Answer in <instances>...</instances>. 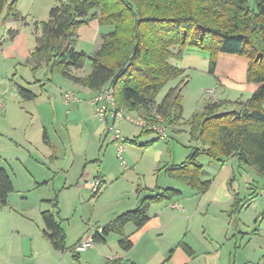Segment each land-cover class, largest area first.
Returning a JSON list of instances; mask_svg holds the SVG:
<instances>
[{
    "label": "rangeland",
    "instance_id": "obj_1",
    "mask_svg": "<svg viewBox=\"0 0 264 264\" xmlns=\"http://www.w3.org/2000/svg\"><path fill=\"white\" fill-rule=\"evenodd\" d=\"M31 7L29 1L23 5L26 12ZM7 12L5 8L0 14V169L8 172L14 192L8 198V206H0V264H104V257L125 254L117 234H111L105 243L93 240V246L83 252H77L75 247L86 237L96 236L99 229L120 215L135 210L143 198L152 194L149 190L157 186L180 191L181 196L154 205L151 215L160 206L166 210L165 220L174 217L183 220H176L168 230L159 233L162 234L160 237L150 240L149 255L136 250V255L142 257L139 258L142 264H162L173 249L180 248V253L183 252L181 246L177 247L182 241L199 252L207 247L206 243L222 247L226 241L221 233L224 231L221 218L226 219L227 215L226 211L222 214L221 208L227 210L229 206L220 207L215 202H225L228 197H234V193L246 202L252 193L264 188V178L253 167L241 165L237 159L220 164L201 156L198 162L204 166L203 180H213V185L208 192L200 194L166 177L162 169L181 164L193 148H200L191 140L186 125L197 111H202L213 101L223 102L224 112L241 111L240 104L251 99L256 84L246 81L248 60L243 56L220 54L224 58L219 60L217 75L208 72L210 54L197 49H188L181 60H171L174 66L184 70V75L171 81L157 101H161L171 88L186 82L182 124L168 128L153 123L166 129L167 138L161 139L155 132L142 133L144 129L125 119H117L115 123L110 120L109 125L121 132L122 143L118 145L113 142L114 136L108 125L95 117L96 106L88 104L95 96L90 98L79 92L82 86L59 74L52 75L48 67L32 70L33 66L27 60H30L39 32L34 30L33 24L26 26L8 19ZM11 29L19 30L15 41L9 36ZM77 42L76 50L90 57L99 48L91 45L83 32ZM90 71L91 61L88 60L83 69H74L72 73L86 77ZM27 83L34 84L35 94L42 93L43 97L31 101L22 98L18 87L26 88ZM67 91L79 101L65 107L60 94ZM124 112L131 118L146 119L148 114L144 111ZM131 140H136V144L130 143ZM119 146L123 149L125 163L118 158ZM84 174L87 182L98 183V186L100 178L103 179L97 196L96 191L77 187ZM175 203L183 210L169 207ZM253 204L239 215H233V218H241L243 231L252 229L253 221L264 211V197L258 196ZM47 211L55 214L62 223L66 235L64 252L54 250L44 236L42 213ZM134 230V224L130 223L126 236ZM262 235L249 245L248 252H258V247L264 246V233ZM130 240L136 243L138 236L132 235ZM222 250L223 260L227 262L233 246L229 252L224 251V247ZM237 256V263L245 262L244 256ZM129 263L133 264L131 259Z\"/></svg>",
    "mask_w": 264,
    "mask_h": 264
},
{
    "label": "trees",
    "instance_id": "obj_2",
    "mask_svg": "<svg viewBox=\"0 0 264 264\" xmlns=\"http://www.w3.org/2000/svg\"><path fill=\"white\" fill-rule=\"evenodd\" d=\"M15 4L16 1L0 0V14L6 8L8 18L22 19L14 11ZM95 19L112 31L104 35L101 47L90 57L78 52L76 45L79 29ZM35 26L39 32L37 45L29 56L34 72L48 67L52 75L59 74L96 94L110 88L118 111H144L150 123L168 128L182 124L186 86L182 81L157 102L161 91L184 75V70L171 60H181L188 49L206 52L210 54L208 72L214 75L220 54L245 57L246 81L259 86L251 99L240 104L241 111L224 112L223 102L209 103L197 111L186 125L191 140L200 148H193L181 164L166 166L162 171L166 177L200 194H205L212 185L211 180H203L204 166L198 162L201 156L220 164L237 159L264 178V0H58L49 12V20ZM88 60L90 73L86 77L73 75L72 70L83 69ZM18 91L25 100L36 98L20 86ZM148 132L154 133L142 130ZM129 142L136 144V140ZM103 184L100 178L95 196ZM149 191L152 194L143 198L135 210L117 217L94 240L105 243L107 237L117 234L123 237L119 242L121 248L131 250L133 244L125 237V227L132 223L137 229L143 228L150 220L153 205L181 196L180 191L158 186ZM13 192L8 172L0 169V206H8ZM233 198L229 216L249 208L257 195L252 193L246 202L235 193ZM263 217L264 213L255 223ZM42 219L44 236L54 250L64 252L66 235L61 223L49 211L42 213ZM180 246L193 255L186 244Z\"/></svg>",
    "mask_w": 264,
    "mask_h": 264
},
{
    "label": "crops",
    "instance_id": "obj_3",
    "mask_svg": "<svg viewBox=\"0 0 264 264\" xmlns=\"http://www.w3.org/2000/svg\"><path fill=\"white\" fill-rule=\"evenodd\" d=\"M10 1L11 2L12 1H16L15 7H14V11L18 12L21 16L22 15H24V16H22L23 17L22 19H15V18H8V19L16 20V21L21 22L23 25H26V26H30L31 24H33L35 31L37 29L35 24L37 22H47L49 20V12H50V10L58 4V0H10ZM26 1L32 2V6H33V7L30 8V10L28 12H26V10H24V8H23V5H24V3ZM37 5H38V7L35 10V7ZM1 30H2V28H1ZM111 31H112L111 27L101 26L99 24L98 20L95 19V20L89 21L88 25L82 26L79 29V31H78V39L80 37V32H83L85 37L87 38V40L89 42H91L90 43L91 45H95V46L97 45V47L100 48L102 43H103L104 35L109 33V32H111ZM1 34L2 33H0V35ZM18 34H19V30L11 29L9 31V36L11 37L12 41H15L16 36ZM77 44H78V42H77ZM36 45L37 44L35 43L34 48L36 47ZM99 48H96L95 52L98 51ZM223 58L224 57H221V55L219 56L218 63H217V66H216V70H215V74L216 75L218 73L217 71H218V68H219V60H223ZM27 62L29 64H31L30 60L29 61L27 60ZM220 84H222V83L220 82ZM33 85L34 84H32V83H30V84L27 83L26 84V88L27 89L24 88V87H22V88H24V89L30 91L31 93H33L35 95V97H36L35 99L38 100L39 97H43V94L39 93V92H38L39 93L38 95L35 94V92L33 91V88L35 86H33ZM40 85H41V82H40ZM75 85H77V84H75ZM42 87H44V85H42ZM81 88L82 89L79 92H84L90 98H92V97H94L96 95V93L91 92V91H89L88 89H86L84 87H81ZM258 88H259L258 85H254V88H253L252 91L255 92ZM63 95H64V92L62 94H60V98H63ZM62 101H63V99H62ZM157 102L159 103L161 101H157ZM216 102H220V101H213L211 103H216ZM73 103H76V102H73ZM63 104H64L65 107H68L64 103V101H63ZM88 104L92 105L91 103H88ZM79 106H78V109L80 110L81 107H79ZM183 109H184V107H183ZM41 123L45 127V122H44L43 119H41ZM44 129L46 130V128H44ZM84 176H85V174L82 175L77 187H79V189H81V190H83V189H91L92 190L93 183L87 182V180L84 179ZM102 181H103V179H102ZM211 181H212V185H213V180H211ZM212 185H211V187H212ZM65 187H67V183L65 184ZM211 187H210V189H211ZM257 191L258 192H256V191L254 192V193H256L257 197L258 196L264 197V188L263 189H259ZM216 201H219V200H216ZM233 202H234V198L233 197H231V198L228 197L225 202L224 201L215 202V204L220 206V207H223L224 204L229 206V208H227V210H224V207L221 208L222 214L224 215V212L226 211L225 213L227 215L226 219L221 218L222 222H223L222 226L224 224V231L221 232V233H222V237L224 238L223 241H226L224 243V245H222V247H220V248L217 247V246L213 247V245H209L211 243H206L205 245L207 247H203L202 251L199 252V251L195 250V248L193 246H191V244H188V243L185 242V244L188 247H190L191 250L193 251V255L192 256L188 255L184 250H182L183 252L180 253V248H178L176 250L173 249V250H171L169 252L168 259L165 262H163L162 264H176V262L178 260H179V262L177 264H226V263H228V264H264V246L263 247L259 246L258 247L259 248L258 252H252L251 253V252L247 251L249 245H251V243H253V242H256V238L263 236L262 234L264 233V226H263L264 217L259 223H255V220H256L255 219L253 221V226H251L252 229L249 227V231H243V230H241V223H242L241 222L242 221L241 218L238 219V217L233 218V216H229V211H230V209H231V207L233 205ZM254 202H255V199L253 200L252 204ZM178 205L179 204L175 203L173 205H170L169 207L171 209H178L179 211L183 210V208L181 206H178ZM152 207L150 208V212L152 210ZM160 208H161L160 206L156 207V209H154V214L153 215H151V213L149 212L150 220L146 224V226H144L141 229H137L136 226L134 225L135 226V230L131 234H129V236H126V228L129 225L128 224L125 227V229H124L125 237H128V239L130 240V236H132V235L136 236V237L138 236L137 242L135 243V242H132L130 240L132 242V244H133V247L129 251H125V250H123L121 248L125 254L116 253L115 254L116 256L114 255L112 257L111 256L104 257V259H105L104 260V264H131V263H129L130 259L132 260L133 264H142V262L139 261V258H142L140 256V254H142V253H145L146 255L150 254V251L148 249V248H150L148 246L150 240L153 239V238H156V237H160L162 234H159V233H163L166 229L168 230L170 228L169 225L170 224H174L176 222V220H178V219L183 220V218L181 219V217H177V218L174 217L170 221L165 220L163 214H164V212L166 210L164 211V209H160ZM262 213H264V211ZM100 231H101V229H99V232ZM160 231H162V232H160ZM206 233H207V230L204 231V235H206ZM190 234H192V233H190ZM88 237H91L92 240H94V236H88ZM120 237H121V240H122L123 237L122 236H120ZM187 237L188 236H186V238ZM186 238H185V240H186ZM238 238H240L239 241H238ZM182 242H179V244H181ZM179 244H177V247L180 246ZM119 245H120V243H119ZM230 245H231V247H229ZM232 246H233V250L230 251ZM223 247H224V251H226V252L230 251V253L228 255V261L227 262H226V260H223L224 259L223 258V250H222ZM226 247H228V250H225ZM138 249H140L142 252L139 255L138 254L136 255L135 252ZM172 251H173V253L171 254ZM233 252H234V254H233ZM238 254H241L242 256H244L243 261H245V262L237 263V261H238L237 260V258H238L237 255ZM143 259H145L144 255H143ZM182 260H183V262H182ZM254 260H258V262H255ZM158 263L159 262H156L154 264H158ZM5 264H9V262L8 263L6 262Z\"/></svg>",
    "mask_w": 264,
    "mask_h": 264
},
{
    "label": "built area",
    "instance_id": "obj_4",
    "mask_svg": "<svg viewBox=\"0 0 264 264\" xmlns=\"http://www.w3.org/2000/svg\"><path fill=\"white\" fill-rule=\"evenodd\" d=\"M63 99L66 105H69L73 102H78L79 99L70 91H67L63 95ZM92 105L96 106L95 117L102 123L108 125V130L113 134V142L120 145L122 143L121 132L115 129L114 126L109 125V121H113L115 123L117 119H125L131 124H134L141 129H148L154 131L157 136L161 139H166L167 135L165 133L166 129L161 128L158 125L151 124L148 120L137 117L131 118L130 116H126L124 110H117L114 99L113 93L110 88L104 89L101 93L96 94L95 97L90 101ZM118 158L122 163H125L123 149L121 146L118 147ZM98 183H93L92 190L97 191ZM93 246V240L91 237L85 238L79 244L76 245L75 250L77 252L86 251L89 247Z\"/></svg>",
    "mask_w": 264,
    "mask_h": 264
}]
</instances>
